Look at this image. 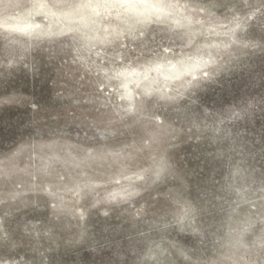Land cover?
Returning <instances> with one entry per match:
<instances>
[{"label": "rangeland", "instance_id": "1", "mask_svg": "<svg viewBox=\"0 0 264 264\" xmlns=\"http://www.w3.org/2000/svg\"><path fill=\"white\" fill-rule=\"evenodd\" d=\"M164 2L0 0V264H264V0Z\"/></svg>", "mask_w": 264, "mask_h": 264}, {"label": "bare ground", "instance_id": "2", "mask_svg": "<svg viewBox=\"0 0 264 264\" xmlns=\"http://www.w3.org/2000/svg\"><path fill=\"white\" fill-rule=\"evenodd\" d=\"M165 2L164 0H80L70 10L55 11L46 6L44 0H39L38 6L42 9V12L46 13L44 16L48 17L49 21L53 23L61 22L58 28H85L89 30L87 38L93 39L96 37L102 40L103 36L107 35L109 31L105 24L101 28L98 27L101 16L111 14L118 19L124 18L126 23L131 24L134 20L141 21L153 16H165L169 9L168 4L166 5ZM17 19L18 21L3 23V25L17 31H40L36 22L23 21L24 16H17ZM99 29H101L100 32ZM199 65L200 62L198 61L192 62L186 64L182 69L175 68L172 72L164 71L163 76L168 79L179 77L182 72L193 70ZM138 81V76L130 74L124 79L123 86L129 88V84H138ZM143 87L148 91L151 87V81H145ZM124 94L130 96L129 89H126Z\"/></svg>", "mask_w": 264, "mask_h": 264}]
</instances>
